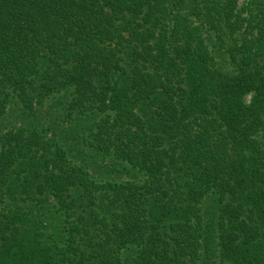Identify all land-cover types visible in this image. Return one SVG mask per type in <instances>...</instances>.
<instances>
[{
	"label": "trees",
	"instance_id": "16d2710c",
	"mask_svg": "<svg viewBox=\"0 0 264 264\" xmlns=\"http://www.w3.org/2000/svg\"><path fill=\"white\" fill-rule=\"evenodd\" d=\"M0 264H264V0H0Z\"/></svg>",
	"mask_w": 264,
	"mask_h": 264
}]
</instances>
